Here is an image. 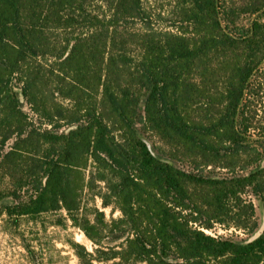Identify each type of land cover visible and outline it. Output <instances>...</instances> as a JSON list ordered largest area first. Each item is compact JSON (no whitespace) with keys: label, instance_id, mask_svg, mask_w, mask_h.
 I'll use <instances>...</instances> for the list:
<instances>
[{"label":"trees","instance_id":"obj_1","mask_svg":"<svg viewBox=\"0 0 264 264\" xmlns=\"http://www.w3.org/2000/svg\"><path fill=\"white\" fill-rule=\"evenodd\" d=\"M181 5L186 22L207 29H156L142 0H0V216L63 210L97 241L80 224L88 194L119 213L116 246L98 262L264 264V231L249 243L205 232L255 233L249 190L264 209V136L253 137L243 103L264 59V23L227 32L220 0ZM263 9L258 0L249 12ZM144 135L170 146L172 161L225 174L177 168Z\"/></svg>","mask_w":264,"mask_h":264},{"label":"rangeland","instance_id":"obj_2","mask_svg":"<svg viewBox=\"0 0 264 264\" xmlns=\"http://www.w3.org/2000/svg\"><path fill=\"white\" fill-rule=\"evenodd\" d=\"M143 7L150 16L152 27L159 30H176L179 28L183 34L193 36L200 30L207 28H195L185 21L182 0H142ZM258 0H220L222 27L227 31L240 32L237 29L247 30L250 24L257 18H261L264 23V9L256 14L249 12L252 4ZM182 9V10H181ZM142 22H136L131 27L141 29ZM229 27V29H228ZM237 28V29H236ZM197 30V31H196ZM264 41V39H263ZM253 94L249 95L245 91L244 104L248 106L247 116L252 119L253 128L251 133L255 139L264 136V59L258 65L252 77ZM224 84H220L224 88ZM216 92V91H215ZM215 92L213 98L202 100L196 104L193 109L195 117L204 116L200 108L206 107L215 101ZM215 96V97H214ZM215 99V100H214ZM210 102V103H208ZM207 105H203V104ZM220 105L218 108H223ZM23 110L38 123L37 117L31 111L28 104L24 102ZM151 151L164 161H170L177 168L188 172L204 174L205 176H223L225 171L219 169L196 170L195 165L179 159L171 160V147L160 141L153 135H144ZM13 145V141L8 147ZM264 165V160L262 161ZM250 170L255 165L249 167ZM204 171V172H202ZM9 180L5 181L4 187L8 186ZM103 186V184H101ZM244 199L253 202L256 211V221L258 228L255 233H249L246 230L234 227L226 228L215 224L213 229L205 230L208 235L214 237H223L236 243H249L259 237L264 231V209L262 202L255 197L251 190L243 196ZM85 211L80 224L88 228L89 232L97 238V241L91 240L85 231L75 224L65 211L48 212L37 217L13 216L6 214L0 216V264H104L98 262V258H103V251L116 246L114 236L117 234L110 228L112 218H117L119 213L111 215V209H104L100 198L84 196ZM1 206V205H0ZM95 208L105 213L103 221L96 213ZM74 244L82 246L77 248ZM86 251V252H85ZM86 253H90V258ZM80 256H83L81 260ZM90 260V262L88 261ZM107 264H113L108 262Z\"/></svg>","mask_w":264,"mask_h":264}]
</instances>
